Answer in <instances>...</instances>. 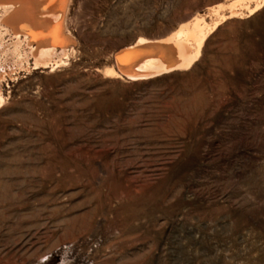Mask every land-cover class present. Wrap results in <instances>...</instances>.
Instances as JSON below:
<instances>
[{"label":"rangeland","instance_id":"1","mask_svg":"<svg viewBox=\"0 0 264 264\" xmlns=\"http://www.w3.org/2000/svg\"><path fill=\"white\" fill-rule=\"evenodd\" d=\"M232 1L67 0L64 46L0 3V264H264V0ZM196 18L190 67L119 68Z\"/></svg>","mask_w":264,"mask_h":264},{"label":"bare ground","instance_id":"2","mask_svg":"<svg viewBox=\"0 0 264 264\" xmlns=\"http://www.w3.org/2000/svg\"><path fill=\"white\" fill-rule=\"evenodd\" d=\"M243 1L250 0H233L228 5L231 15L237 13L235 8L240 6ZM66 2L67 0H0V3L11 6L14 12H12L13 17L26 22L31 31L51 30L49 40L53 44H63L65 41L60 36V31L65 24ZM261 2L255 5L254 10L259 8ZM215 26L216 24H214ZM207 30L209 27L203 19L196 18L190 23L180 26L161 41L138 40L134 45L125 48L116 55L117 63L130 79L148 78L160 73L188 68L196 60L199 49L207 37ZM46 34L48 35L47 32ZM41 35L43 37V34ZM33 36H36L35 39L38 40L37 50L42 51L45 48L44 41L47 42V39L39 37V35ZM40 64L46 65L42 62ZM112 72L113 70L110 71V73Z\"/></svg>","mask_w":264,"mask_h":264}]
</instances>
